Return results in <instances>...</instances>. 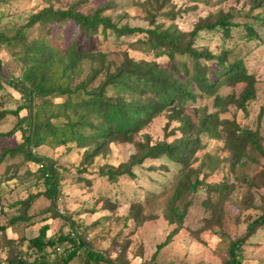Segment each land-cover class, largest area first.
<instances>
[{"label": "rangeland", "instance_id": "obj_1", "mask_svg": "<svg viewBox=\"0 0 264 264\" xmlns=\"http://www.w3.org/2000/svg\"><path fill=\"white\" fill-rule=\"evenodd\" d=\"M261 2L0 0V110L18 112L0 119V227L5 226L4 231L0 230V264H9L8 260L16 253L32 260L34 254L28 240L45 224H48L47 236H58L77 228L84 233L87 245L108 258H115L126 245L130 264L149 260L157 244L170 233L168 243L155 257L160 264H223L228 259L229 243L246 235L248 223L262 214L264 206L261 200L264 194V28L253 22L254 15L264 13V4L258 5ZM48 6L72 8L85 15L100 13L117 27L145 30L173 27L183 32L192 30L209 14L220 10L231 12L237 26L232 27L230 34L223 35L220 29L203 30L191 46L214 54L226 51L228 62L241 59L254 76L255 96L239 107L232 99L240 97L244 82L222 83L213 94H207L191 81L194 99L180 106L173 101L127 140L121 133H115L95 142L91 138L93 128L86 127L83 138L70 136L60 143L57 139L61 128L72 116V110L63 104L71 97L79 98L74 91L78 84H85L88 89L96 87L104 80L106 72H113L126 57L144 69L156 63L186 80L185 69L192 67L193 57L176 53L170 58L163 50L151 48L146 32L120 34L112 27L104 29L100 25L96 32L89 34L68 19L60 23L30 21L32 15ZM246 22L253 24L258 37L247 35L243 28ZM41 44L56 50L55 65L43 73L44 78L48 83L70 85V98L67 93L57 91L30 95L29 85H22L35 59L41 61L49 55L48 50L39 54ZM69 46L80 53H92L94 57L82 60L75 70L69 71V77L67 74L64 77L61 68L68 64ZM199 60L203 63V59ZM146 63L148 66H142ZM207 64L210 76L214 77L218 69L216 60ZM44 67L47 69L46 64ZM98 68L95 78L90 80V74ZM143 82L137 86L139 81L133 76L129 80L131 92H118L109 86L105 91L123 102L146 104L157 95ZM179 111L181 115L194 117L216 113L222 120L217 128L218 137L200 133L196 151L188 155L184 163L166 155L133 162L142 155L138 143L151 146L194 139L193 131L184 134L179 128L180 121L175 118ZM28 116L32 126L21 119ZM90 121L93 127L100 122L92 117ZM35 122L40 124L37 138L42 142L39 145H35L34 136L28 141L25 139L37 130ZM240 129L254 133L258 148L249 141H241L239 147L243 150L239 151L227 143ZM27 154L38 160L29 159ZM43 164L53 168L57 183L53 197L45 193ZM122 164H131L132 173H123L114 179L100 173L103 167ZM184 173H189L191 180L197 175L200 182L174 201L181 212L187 206L182 221H177L176 217L170 221L172 195ZM217 184L219 187H215ZM31 195L34 199L24 207L20 201ZM131 210L136 213L135 217ZM18 214L24 215V219L12 223V216ZM241 256L239 264H264V225L246 237ZM50 258H54L53 255ZM84 259L85 255L79 252L68 264H84Z\"/></svg>", "mask_w": 264, "mask_h": 264}, {"label": "trees", "instance_id": "obj_2", "mask_svg": "<svg viewBox=\"0 0 264 264\" xmlns=\"http://www.w3.org/2000/svg\"><path fill=\"white\" fill-rule=\"evenodd\" d=\"M261 4H264V0L258 5ZM231 16H233L231 12H224L222 10L215 14H209L208 16L201 18L194 25L193 29L188 32L173 29V27L166 29H158L155 27L145 30L142 28H129L128 26L117 27V25L113 24L108 18L100 16V13L85 15L72 8L53 9L51 6H48L32 15L30 21L56 20L60 23L68 19L72 20L81 30H85L89 34L96 32L100 25L104 29L112 27L120 34L132 31L146 32L148 33V43L151 48L163 50L170 58H173L176 53L187 54L193 57L192 67L190 69L186 67V80H181L171 69L158 67L156 63L150 64L148 68L144 69L139 67V65H137L132 59L126 57L125 61L122 62V64L113 72L108 73L107 71L104 80L96 87L88 89L85 84H78L74 91L77 92L75 96H78L79 98L74 100L72 97L70 98V85L65 84L64 82L58 84L48 83L46 78H44L43 73L46 70L48 71L52 69V66L55 65L53 62L55 61V56L53 55L56 50L53 47L41 44L38 45L39 54H43L44 51L48 50L50 51L48 52L49 55L47 57L45 56L41 60L42 62L35 59V63L25 73V82L23 81L22 85H25L26 83L29 85L30 90H27V92L29 91L28 94L30 95H40L42 93L47 94L52 91L67 93L69 95L70 99L67 100L63 106L72 110V116H69L68 124L61 128L60 137L57 139L60 143L69 140L67 137L70 136L76 137V139L83 138L85 132L83 128L86 127L93 128L94 131L91 138L94 139L95 142L99 140L98 138L103 139L106 136H114L115 133H121L127 140L138 131L141 125L151 119L155 113L159 112L164 107L171 105L173 101L180 106L187 100L194 99V92L190 87L191 81L197 88L207 94H213L222 83L233 85L236 82H244L245 88L240 97H233V99L231 97L232 102L239 107H243L247 100L252 99L255 96L254 76L247 71L243 61L236 58L232 60V62H228L226 51L214 54L210 50H199L191 46L194 38L203 30L214 31L220 29L223 35L230 34L232 27L237 26V23L232 21ZM255 21L260 27L264 28V13L254 15L253 22ZM243 28L249 37H258L259 34L252 23L246 22L243 24ZM66 53L68 54V64L64 66L62 65L61 68L62 76L64 77L66 74V77H69V71L75 70L82 60L94 57L92 53L87 54L86 52H78L74 46H69ZM200 58L203 59V63L200 62ZM212 60H216L218 65L214 77L210 76V69L207 64V62ZM45 64L47 65V69L44 67ZM57 66L59 67V64H57ZM142 66H148V63L143 64ZM99 70L100 68L95 69L90 74L89 79L92 80L95 78ZM133 76H136L139 81L137 86L142 85L141 82L144 81L143 85L146 83V85L152 87L151 90L157 96L150 98L146 104L138 105L135 101L123 102L121 98L116 99L106 94L105 87L107 86L112 87V89H115L118 92L128 90L131 92L132 89L129 87V80H132ZM134 88L135 86H133V89ZM139 91L141 92L142 90ZM216 98L220 100L221 97L217 95ZM80 111L83 112L79 115L78 113ZM10 113L15 115L18 114L17 110H0V119ZM176 114L177 116L175 118L180 121L179 128L184 134L193 131L195 133L194 139H191V142L183 140L175 142H160L151 146L138 143V149L142 155L141 158L135 159L133 162H141L146 157L155 158L160 155H166L174 161L184 163L186 162V158L189 157L188 155L193 154L196 151L200 133L206 132L209 136L218 137L219 131L217 128L218 124L222 123V120H219L216 113L196 114L195 117L190 116L189 114L181 115L180 111L176 112ZM91 117L98 118L100 120L99 124L93 127L92 122L90 121ZM21 119L32 126V119L30 116ZM39 125V123L36 125L35 122L37 130L31 135L25 136L27 141L34 136L36 138L35 145H39L42 142L40 138H37L39 137L38 132H40ZM14 130L15 128L6 134H10ZM235 136L231 137L227 143L236 150H243V147H239L241 141H249L254 147L258 146L257 137L249 130L240 129L239 134H236ZM238 139L240 141H238ZM97 144L100 145L98 142ZM27 155L29 159H37H34L31 154ZM133 158H135V156H133ZM43 166L41 172L45 175V193L49 197H53L57 192V183L53 178V168L47 164H43ZM130 166L131 164H122L117 167L106 166V168L103 167L100 170V173L101 175H106L110 179H114L123 173L131 174L132 171ZM199 182L197 175L194 180H191L189 173L183 174L182 179L178 182L172 195L168 217L170 221H174L175 217L177 221H182L187 206L185 205L183 207V212H181L177 206L174 205V201L181 198L184 193L189 191L193 185H196ZM215 187H219V185L217 184ZM33 199L34 196L31 195L27 199L20 201V203H23L24 207H28ZM261 200L264 204V194L261 196ZM131 212L132 210L130 213ZM132 213L135 217L136 213ZM24 217V215L19 214L12 216L11 222L14 223L23 220ZM263 225L264 206L262 214L248 223L246 235L242 238H236L229 243V257L223 264H239L242 258L241 247L246 237L250 236L258 227ZM0 230L4 231L5 226H1ZM47 230L48 224H45L40 227L36 236L28 240L29 249H32V253L34 254L32 260H28L22 257L21 254L16 253L8 260V263L68 264L80 252L85 255L84 264H91L93 262H103L105 264H130L126 257V245L115 258H108L101 252H98L91 246L87 245L83 235L84 233L75 227L70 229L67 233L59 234L58 236H47ZM170 237L171 233L167 235L163 242L157 244V249L153 252L149 260L142 261L139 264H160L155 261V257L157 252L168 243ZM51 255H53L54 258H50Z\"/></svg>", "mask_w": 264, "mask_h": 264}]
</instances>
